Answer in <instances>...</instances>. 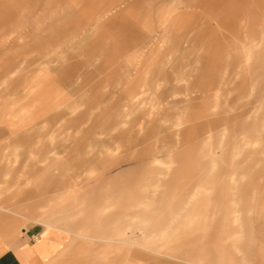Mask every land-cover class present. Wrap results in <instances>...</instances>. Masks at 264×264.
I'll list each match as a JSON object with an SVG mask.
<instances>
[{"label": "rangeland", "instance_id": "1", "mask_svg": "<svg viewBox=\"0 0 264 264\" xmlns=\"http://www.w3.org/2000/svg\"><path fill=\"white\" fill-rule=\"evenodd\" d=\"M48 221L41 264H264V0H0V264Z\"/></svg>", "mask_w": 264, "mask_h": 264}, {"label": "crops", "instance_id": "2", "mask_svg": "<svg viewBox=\"0 0 264 264\" xmlns=\"http://www.w3.org/2000/svg\"><path fill=\"white\" fill-rule=\"evenodd\" d=\"M45 225L46 230L45 232H43L41 237H39L38 234L35 235V245L31 247L25 246L20 249V255L25 264L44 263L47 261V257L52 256L63 247L66 239L65 233L67 231L58 227L55 223H50V221H48V223H45Z\"/></svg>", "mask_w": 264, "mask_h": 264}]
</instances>
